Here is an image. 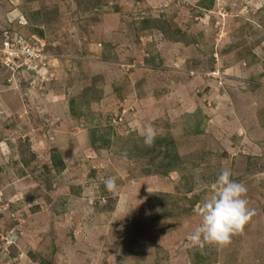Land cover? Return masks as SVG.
<instances>
[{
    "label": "rangeland",
    "instance_id": "1",
    "mask_svg": "<svg viewBox=\"0 0 264 264\" xmlns=\"http://www.w3.org/2000/svg\"><path fill=\"white\" fill-rule=\"evenodd\" d=\"M34 42L46 70L5 64ZM193 90L211 102L197 136L175 113ZM128 112L174 130L177 161L124 158ZM223 168L255 215L194 246ZM0 264H264V0H0Z\"/></svg>",
    "mask_w": 264,
    "mask_h": 264
},
{
    "label": "clouds",
    "instance_id": "2",
    "mask_svg": "<svg viewBox=\"0 0 264 264\" xmlns=\"http://www.w3.org/2000/svg\"><path fill=\"white\" fill-rule=\"evenodd\" d=\"M141 135L143 144L151 147L157 134L149 126ZM122 155L126 158L127 153ZM231 176L230 169H221L215 181V190L198 205L197 215L200 217V222L188 235V240L194 246L201 248L205 244L228 246L232 242V237L241 234L255 215V209L249 207L246 198V185L231 179ZM116 180L115 176H109L104 180L107 190L117 189Z\"/></svg>",
    "mask_w": 264,
    "mask_h": 264
},
{
    "label": "crops",
    "instance_id": "3",
    "mask_svg": "<svg viewBox=\"0 0 264 264\" xmlns=\"http://www.w3.org/2000/svg\"><path fill=\"white\" fill-rule=\"evenodd\" d=\"M158 57L155 55L154 57H152L151 59H147L144 58L143 61H147V65L150 68L151 61H157ZM190 97L181 99V101H176L177 103L176 105V114L178 116H184L185 118V123L187 125V131L189 133V135H200L201 132L203 131L204 127L207 125V118H208V113L205 110V108H207L206 105H210L211 102L207 101V97L204 98V96H197V94L194 92V90L192 92H190ZM214 94V92H213ZM194 95L197 98H191V96ZM208 95V94H207ZM206 95V96H207ZM193 97V96H192ZM164 100V98H162ZM130 114L129 112L127 113V115ZM121 116H124V111L122 110ZM135 115V113H131L129 118L131 121H128L127 125H129L130 127H125L127 130H129V132H134L136 131L138 133L137 137H134L133 139L128 140L129 141V145L131 146V149L126 152L127 156L126 158H133L136 159L138 162L139 161H143V159L149 158L150 159V164H151V168H146V171H148L150 173H156L158 172L159 166H160V162L158 161L160 156H163V154L165 156H167L171 162L173 161H177L178 159V155L179 152H172V148H173V144L174 143V136H175V132L173 130L172 132V136H166L168 135L167 131L165 134H158L156 135V139L154 144L151 147H146L143 144V138L141 133H143V121L142 119H140V123H141V127H131V122H133V116ZM162 118V117H161ZM145 122V121H144ZM169 124V122H167ZM174 123V121H173ZM167 124V125H168ZM134 125V123H133ZM171 126V125H170ZM162 129L164 130L163 132H165L166 129H164L162 127ZM176 135L178 136V133H176ZM126 142V139L125 141ZM127 148V147H126ZM129 148V147H128ZM176 151V150H175ZM123 154V153H122ZM124 157V156H123ZM125 158V157H124ZM140 163V162H139ZM141 168L143 169V166L140 163ZM151 170V171H150ZM167 172V171H166ZM165 173V172H164Z\"/></svg>",
    "mask_w": 264,
    "mask_h": 264
},
{
    "label": "built area",
    "instance_id": "4",
    "mask_svg": "<svg viewBox=\"0 0 264 264\" xmlns=\"http://www.w3.org/2000/svg\"><path fill=\"white\" fill-rule=\"evenodd\" d=\"M8 43L5 42V45ZM8 48L7 57H5V64L14 71L15 69H27L31 74H38L39 70L44 68L46 70L47 64L38 63V60L46 53L38 43L34 45H14L11 44ZM39 69V70H38ZM38 70V71H37Z\"/></svg>",
    "mask_w": 264,
    "mask_h": 264
},
{
    "label": "trees",
    "instance_id": "5",
    "mask_svg": "<svg viewBox=\"0 0 264 264\" xmlns=\"http://www.w3.org/2000/svg\"><path fill=\"white\" fill-rule=\"evenodd\" d=\"M146 27L149 28L148 25ZM177 41L184 42V40L182 41V39L181 40H177ZM85 96L86 97H84L82 99V103L88 104L87 102H89L90 100H92L93 95L91 93H89L88 95H85ZM102 139L104 141H106L105 138L102 137ZM50 159H51L52 167L56 171V173H60V172H62L64 170V168H65V162L62 159V157H61V155H60V153H59L58 150H55V151L52 152V154L50 156Z\"/></svg>",
    "mask_w": 264,
    "mask_h": 264
}]
</instances>
